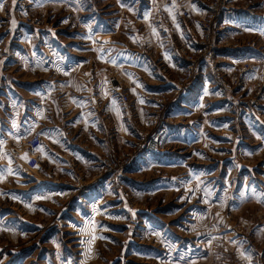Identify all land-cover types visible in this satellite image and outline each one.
I'll return each mask as SVG.
<instances>
[{
    "label": "rangeland",
    "instance_id": "rangeland-1",
    "mask_svg": "<svg viewBox=\"0 0 264 264\" xmlns=\"http://www.w3.org/2000/svg\"><path fill=\"white\" fill-rule=\"evenodd\" d=\"M9 1L0 0L5 10L0 14V125L14 122L15 84L30 79L20 74V62L19 66L16 63L20 61V42L24 37L32 39L31 31L26 30H38L40 40L53 33L55 40L71 44L80 24L95 23L98 11L113 22L117 11L112 2L102 8L105 4L95 0L94 13L81 16L78 8L71 4L69 9L62 0H26L34 20L31 25L18 18ZM193 2L206 10L209 5L220 8L228 3ZM229 2L233 3L230 13L208 11L196 20L205 34L209 29L210 56L223 69L230 89L222 91L210 71L207 95L201 93V84L185 85L180 94H171L173 86L140 98L127 94L129 105H135L137 99L148 106L158 100L165 103L163 111L147 107L141 119L135 116L137 132L130 138L134 145L157 137L164 153L149 156L139 166H129L118 186L105 184L97 170L88 176L73 163L68 167L69 176L50 171L54 189L36 183V176H31L42 166L37 152L57 148L70 157L74 149L86 152L90 145H75L72 150L43 142L37 149H28L27 139L39 132L3 145L0 264H264V86L256 105L258 86L254 82L264 63L249 61L251 58L242 61L255 51L264 54V41L241 33L238 36L233 27L226 26L221 38L216 35L225 16L264 18V0ZM119 19L123 25L118 26V39L135 40L125 27L126 14ZM135 29L141 34L138 39L146 36L141 27ZM191 31L198 41L204 40L199 29ZM75 46H66L67 52ZM247 63L255 67L243 74L238 69ZM160 67L163 70L165 66L161 63ZM168 72L164 74L168 76ZM183 76L182 72L176 74V84L183 85ZM152 83L149 85H161ZM242 102L245 112L239 108ZM18 136L22 135L16 129L11 137ZM101 139L98 157H108L113 150L122 155L133 152L131 147H122L114 130ZM90 181L99 185L84 188ZM118 195L122 199L117 202Z\"/></svg>",
    "mask_w": 264,
    "mask_h": 264
},
{
    "label": "crops",
    "instance_id": "crops-1",
    "mask_svg": "<svg viewBox=\"0 0 264 264\" xmlns=\"http://www.w3.org/2000/svg\"><path fill=\"white\" fill-rule=\"evenodd\" d=\"M62 1L69 9L73 4L81 16L92 14L97 8L95 0L93 4L90 0ZM98 1L105 4L102 8L112 2L117 10L113 17L115 22L105 19L98 11V22L80 24L75 32L74 43L55 40L53 33L47 35L49 39L40 40L39 31L35 29L26 30V33L31 31V40H24V37L20 42V61L16 63L19 66L20 62V74L30 79H20L21 82L15 84L16 126L13 127L10 121L8 125L4 122L0 125V151L3 145L24 140L35 132L41 133L43 142L48 145H63L72 150L82 144L91 146L86 152L80 151L81 148L79 152L74 149L70 157L61 154L57 148L49 153L37 152L38 163L40 161L42 166L32 172L31 176H36V183L41 182L47 188L54 189L50 171L54 170L61 175L66 172V176H69L68 170L72 163L84 168L85 173L91 176L92 171L96 170L94 161L99 158L97 148L103 142L101 138L112 130L122 147L132 146L130 138L134 139L137 132L135 121L141 119L148 105L141 102V99H137L135 105L122 104L119 95L126 93L140 98L147 92H161L176 86V74H180L184 67L176 54L178 43L189 38L191 30L199 29L196 18L208 14V10L196 7L193 0ZM180 7L186 9L188 19L181 17ZM159 10L166 14V23L157 17ZM2 12L5 10L0 7V14ZM122 13L126 14L125 27L131 30L135 40L118 39V26L123 25L119 23V15ZM222 21L226 27H233V33H238V36L246 34L264 41V35L261 34L264 31V18L252 20L247 16H225ZM136 27L142 28L140 31L146 35L145 38L138 39L141 34H137ZM167 27L173 30V35L164 42ZM41 38H44L42 34ZM71 45H76V49L67 52L66 46ZM37 47H40L37 49L40 54L35 51ZM24 48L28 50L24 51ZM56 53L62 56L58 58ZM248 59L259 60L262 64L264 54L255 51L242 61ZM113 60L115 63H112ZM160 62L167 67L168 76L160 72ZM152 82L161 85L150 86ZM197 84L202 85V94L210 92V73L206 68L201 70L197 82L189 88ZM16 129L20 130L22 136L11 137ZM149 156L157 157L144 153L135 163L136 166L145 163ZM92 182L84 188L99 185Z\"/></svg>",
    "mask_w": 264,
    "mask_h": 264
},
{
    "label": "built area",
    "instance_id": "built-area-1",
    "mask_svg": "<svg viewBox=\"0 0 264 264\" xmlns=\"http://www.w3.org/2000/svg\"><path fill=\"white\" fill-rule=\"evenodd\" d=\"M223 1H227L228 3L226 5L224 4L219 5L218 2L216 3V5H219L220 8L215 7V5H209L208 6L209 14L218 11L221 12L222 10L226 11L227 13H230V10L233 8L232 7L233 3H230L229 0H223ZM9 2L12 3L13 9L16 15L18 16V18H20L21 20L27 23H30L31 25L34 24L33 22L34 20H32L31 17L29 16V12H28L29 5L26 0H15V3L13 2V0H11ZM180 15L185 19L189 18V14L186 11V9H184V7H180ZM157 17L160 18L164 23L168 21L166 18V14L161 10L157 12ZM196 23L200 30L201 37H203L204 40L198 41L195 35L191 33V37L187 39H182L181 42L182 45L177 47L176 49L177 57L181 62V64L184 66L182 71V75H184L183 76L184 78L181 79V82L184 83L183 85H180L179 83H178L179 85L178 84H176V86L174 85L171 94L172 93L180 94L183 91H185L187 87L189 88L192 85V83L194 84V82L198 80L197 78H199L201 70L203 68H206L209 71V73L210 71L213 73L214 75L213 77H216L217 79L216 81L220 85L222 91H227L228 89H230V86L226 84L224 78V76L226 75L224 74L223 69L220 66L218 68V66L215 65L214 60L210 56V50L212 49L211 48L212 45H210L209 29H206L208 32L205 34L201 22L197 20ZM219 23L220 24H219V28L216 31L217 33L216 35L217 37L220 36L221 38V35L225 29V23L223 21ZM36 25L39 24L36 23ZM171 35H173V30L170 29V27H167V33H165L163 36L164 42L168 41ZM243 66L244 67L238 69L243 74L252 71L255 67L254 64L252 63H247ZM160 71L164 74L166 73L167 69L166 67H164V69L162 70V67H160ZM254 82H256L258 86L256 93L257 96L255 97V99L257 100L256 101V105H257L258 100H260V98H258V95L263 94L262 87L264 86V70H261L257 74H255ZM119 98L122 104H128L129 97L126 94H121ZM162 101L163 100L156 101L154 104L148 106L149 109L150 107H153L154 109H160L163 111L166 105ZM244 106L245 103L242 102L239 107L240 111L241 109L244 112L246 111ZM42 142H43L42 135L39 133H35L29 139H27L26 146L28 149L34 150L39 148L42 145ZM131 148H133V152L130 155L126 154L127 156L116 153L113 150L112 154L109 155L108 157L97 158L94 162L95 163L94 166L98 171L97 172L98 178H100L101 180L105 178V184L108 183L118 186L120 183V177L122 173H124L129 166L139 161V159H141V155H143L144 153H149L155 156L162 155L161 143L157 137L150 138L145 142L135 143L134 145L131 146ZM117 155L122 157L126 156V157L121 158V157H117ZM119 188L121 189V186H119ZM121 195L124 196V198L127 197V195L124 194L123 192ZM121 199L122 198L120 195L116 197L117 202L120 201Z\"/></svg>",
    "mask_w": 264,
    "mask_h": 264
},
{
    "label": "snow or ice",
    "instance_id": "snow-or-ice-1",
    "mask_svg": "<svg viewBox=\"0 0 264 264\" xmlns=\"http://www.w3.org/2000/svg\"><path fill=\"white\" fill-rule=\"evenodd\" d=\"M13 2L15 3V0H13ZM0 7H2V4H0ZM145 19H147V16H145ZM12 23H13V26H15V20H13ZM246 30L256 31L257 29H246ZM154 34H155V33H154ZM261 34L264 35V31H261ZM112 63H115V60H113ZM205 94H206V95L208 94L207 91H205ZM141 102H142V101H141ZM15 126H16V125H15V123L13 122V127H15ZM9 172H11V169H9ZM13 198L16 199L17 197H15V196L13 195ZM93 211L95 212L96 209L94 208ZM133 215H135V213H133ZM93 239H95V237H93Z\"/></svg>",
    "mask_w": 264,
    "mask_h": 264
}]
</instances>
